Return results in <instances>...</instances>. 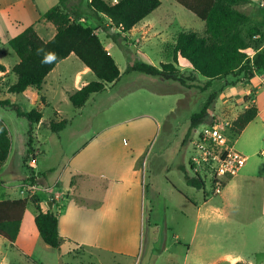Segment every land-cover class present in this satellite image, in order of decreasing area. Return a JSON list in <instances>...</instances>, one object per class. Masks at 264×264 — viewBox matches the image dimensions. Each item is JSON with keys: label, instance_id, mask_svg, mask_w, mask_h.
<instances>
[{"label": "rangeland", "instance_id": "374dc122", "mask_svg": "<svg viewBox=\"0 0 264 264\" xmlns=\"http://www.w3.org/2000/svg\"><path fill=\"white\" fill-rule=\"evenodd\" d=\"M106 1L117 3L120 0ZM3 2L0 1L1 4ZM34 2L39 4L40 9H44L50 6L53 1L34 0ZM161 2L162 5L149 18V21L155 26V30L147 34L141 43L131 45L132 40L130 38L119 39L117 37L114 39L115 28L100 25L92 17V11L89 9L90 0H67L69 9L75 11L80 17L77 22L89 26L90 24L94 25V22L98 24L99 28L96 30L100 32L102 42L123 72V78L120 84L114 85L108 91L93 95L82 110L76 111L70 101V90L77 88L79 84L95 81L96 77L92 72L82 74L83 64L81 60L75 55H71L60 62L55 72L46 80L48 83L45 84L42 91V97L45 100L40 101L37 107L30 105L23 96H17L15 100L11 99L23 110L30 111L37 108L42 112V123L34 126L32 131H30L28 120L18 117L13 108L6 106L0 108V117L10 126L14 142L9 168L5 174L0 176L2 179L0 183L5 184L8 178L18 180L11 181L9 184L11 187L7 188L8 190L16 195H21L20 191H25V197L31 198L32 202L40 205L39 196L43 201L45 200L43 187L46 188L47 182L41 176H35L39 182L32 183L33 173L44 174L48 177L53 170L56 175L61 174L65 159L81 154L85 150V146L94 140L110 141L118 147V151L122 149L123 152L124 145L127 143L135 144L139 138L142 139L141 143L145 148V153L142 155V160L145 159L142 182L147 189L145 208L148 222L151 220L148 211L150 206L147 201L149 198L148 187H157L159 178L166 182L164 185L166 189L171 184L166 181L169 179L179 189L185 190L195 202L202 200L201 191L190 188L187 190L182 170L186 168L190 175H194L191 170L192 145L199 128L217 122L226 136H232L231 129L234 121L230 117L232 114V117H235L243 111L244 105L233 106L232 112H230L231 106L222 105L223 103L217 110L215 108L216 103L225 93L223 89L226 82L237 86L241 84V78L229 77L228 80L214 81L208 86V81L205 78L186 70L185 76L180 74L181 78L185 77L183 83L171 80V85H159L155 83L156 81L151 83L150 80L141 78L145 77L141 74L137 73L140 75L137 77L132 72H128L129 63L132 60L151 62L157 67L170 62L173 46L181 32L202 33L205 30L204 21L176 1L161 0ZM23 6L25 4H20L17 9L23 13L24 18L20 20L26 24L27 21L25 20H31L30 17L29 19L26 18V12L33 11L36 15V11L31 5L26 4V8ZM7 19L6 14L1 15L0 63L11 68L18 61V57L8 44V38L14 30L7 25ZM105 23L108 24L109 21L106 20ZM252 25L259 27V34L261 35L260 38L255 37L253 39L252 45L254 47L264 45V22L258 21ZM136 37L141 38L139 35ZM247 52L252 55L255 54V50ZM78 74L81 75V81L76 82L75 76ZM11 81L12 79L8 74L0 79L1 101L9 100L6 85L10 84ZM155 89L159 91L153 93ZM167 89L180 91L169 94L162 92V90ZM213 93H217L218 98L210 106L209 113L202 121L193 122L192 116L202 111ZM221 110L223 112H220ZM213 114L215 116H212ZM136 116L140 117L134 121H128L129 123H124V121ZM62 119L69 121L68 126L59 134L53 133L48 128V122L51 120L59 122ZM143 128H146L144 135L140 131ZM137 131L141 133H137ZM141 134L143 136H140ZM31 138L32 142H30ZM233 140L236 150L243 154L247 160L242 168L241 176L225 192L231 198V206L228 210L231 224L212 227L215 235L209 237L205 244L214 256L230 257L218 260L213 264H236L237 262L264 264L263 122L257 118L241 135ZM109 150L113 152L116 149L110 147ZM168 166H170V170L163 172ZM38 186L42 187L36 191ZM206 188L210 191L211 185L206 183ZM119 196L113 194L110 197L108 194V201L113 205L114 202H119ZM46 198L49 202L54 203L52 207L54 209L55 204L60 201L62 196L56 197L55 194L49 193ZM215 200L219 201L220 198ZM32 202H29L27 206L25 227L32 215L35 216L37 213ZM47 203H44V206L49 208ZM161 204L162 202L159 205ZM185 213L191 218V213L186 211ZM158 230H160L159 235L153 238L151 229L147 225L144 227L139 238L138 255L131 259L132 264H209L214 261V259L207 258L203 253H195V249L188 257L184 246H174L175 244L172 243L166 245L165 236L168 230L163 224ZM198 238L196 239L198 240ZM9 251L8 242H2L0 264L8 263ZM5 252L7 254L6 259H3ZM75 252L81 253L82 250L76 248ZM63 262L65 264H90V259L85 253L74 258L66 256Z\"/></svg>", "mask_w": 264, "mask_h": 264}, {"label": "crops", "instance_id": "0c3cea01", "mask_svg": "<svg viewBox=\"0 0 264 264\" xmlns=\"http://www.w3.org/2000/svg\"><path fill=\"white\" fill-rule=\"evenodd\" d=\"M0 1H4L2 4L0 3V18L2 14H6L8 17L7 25L14 30L13 34L8 38V42L30 25L34 26L35 30L44 41H50L56 35V27L51 22L42 18V16L50 8L58 5L60 0H51L53 1L52 4L44 9H40L39 4H36L34 0ZM44 2L46 3V1ZM20 4H25L23 8H26V4L31 5L36 11V15L33 11L26 12V18L29 19L30 17L31 19L25 20L27 21L26 24L20 20L24 18L23 13L17 9V6ZM244 10L251 17L253 24L258 21L264 22V0H249L244 6ZM9 14H11V16H9ZM150 15L136 25L130 32L122 34V36L118 38H130L132 40L131 45L138 44V42L141 43L147 34L155 30V26L149 21ZM106 25L109 26V23ZM90 26L95 29L99 28L96 22H94V25L90 24ZM115 32L118 33L119 30L115 28ZM98 35L100 37V32H98ZM137 35L141 38L139 39L136 37ZM256 37L258 38L259 35ZM107 38H109V35H107ZM105 48L108 50L106 46ZM260 50L261 49H258L257 51ZM173 51L170 62H173ZM249 51H253V49ZM108 52L111 54L109 50ZM17 62L18 61H16V63ZM137 62L138 61L132 60L130 63ZM177 63V68L180 70L181 74L184 75L187 70V72H193L198 76V74L193 71L191 65L182 58H178ZM0 64L4 65L3 63ZM150 64L153 63L150 62ZM59 65L60 63L46 77V80L55 72ZM4 66L6 67V71H0V77L8 74L12 79L10 83H14L16 81V77L12 73V68L14 66L11 68L6 65ZM81 71L82 74L91 72L84 64L82 65ZM137 73L138 72H133L132 74L137 77H140L138 74H141L145 76L141 78L150 80L151 83L156 81L155 83L159 85L172 84L170 83L171 80ZM122 74L123 72L121 71L120 80L115 84L109 85L106 91L114 85L116 86L121 83L123 78ZM75 77L76 82L81 81L80 74ZM184 78L185 77L182 78L183 81ZM228 78L226 80H228ZM46 80L43 84V88L45 84L48 83V81L46 83ZM177 82L181 83V81ZM87 83L88 82L79 84L77 88L70 91L79 90L87 85ZM231 84L232 83L226 82V86L223 89L225 93L216 103L215 109L217 110V108L226 104V106H231L230 112H232L233 106L237 107L239 105H244V110L239 112L237 116L232 117L233 114L231 113L232 115L230 118L235 121L240 114L255 105L258 108L257 118L264 124V74H258L252 80L241 83L240 85L238 84L237 86ZM154 91L159 90L155 89L153 93ZM176 91L180 90H162L163 93L167 94ZM17 96L20 95L9 94V99L15 100ZM37 105L33 106L37 107ZM220 112L223 111L221 110ZM212 116H215V114ZM139 117L140 116L130 118L126 120L127 122L124 121V123H129ZM0 119L7 125L11 136L12 132L10 126L3 118L0 117ZM145 130L146 128L140 129L143 135ZM140 131H137V133ZM142 134L140 136H143ZM141 140L142 139L138 138L135 144L127 143L124 145L123 152L122 149L118 151V147L113 145L110 141L94 140L85 146L86 148L81 154L65 159V164L62 169L63 172L61 174L56 175V173L51 170V174L48 177H44L47 182L46 188L43 187L45 190V200L43 201L40 196H38L43 211L49 210V208L44 206V203L49 202L46 198L49 193L55 194L56 197L62 196L58 202L59 204H55L54 211L58 215L59 233L63 238V243L59 249L51 248L46 245L36 225H33L35 224L37 213H35V216L32 215L31 220L25 227V212L20 232L15 242L11 243L0 236V246L2 242H8L10 245V258L7 264H65L63 259L66 256L74 258L84 255L85 253L89 256L90 264H132L131 259L136 258L138 255L140 247L139 238L144 227L147 225L151 229L152 237L155 238L159 235L160 230L158 229L161 224L168 230L165 236V244L168 245L172 243L175 244L174 246H184L187 250L188 257L195 249V253L200 252L205 254L210 260L214 259V261L209 264H213L218 260L230 258L229 256H214L205 243L208 242L209 237L211 238L215 235L212 227L221 224H231L230 214H228V210L231 206V198L225 192H227L231 184L241 176L242 170L237 176L228 181L220 195H213L211 191L207 190L206 186L205 189L199 190L188 185L184 178V173H182L186 168H183L181 173L187 190L197 189L202 192V200L199 202L192 200L185 190L179 189L178 186L169 179H166V181L168 184H171H169L170 187L166 189L164 186L166 182L159 178L157 180V187H148L149 198L147 201L150 206L148 211L149 218L152 220L148 222L145 208L147 189L146 185L142 182L143 169L145 170V159L143 158L142 160V155L145 153V148ZM13 145L14 142L12 139L10 155L6 163L0 168V176L5 174L9 168L8 166L13 155ZM110 147L116 150L111 152L109 150ZM94 148L96 149L94 150ZM169 170L170 166L166 167L163 172H168ZM35 176L42 177L43 175H37L35 173ZM15 180L17 179L8 178L5 184H0V201L25 198V191H20L21 195H16L7 189L11 187L9 185L11 181ZM39 187L42 186L36 187V191H38ZM108 194L110 197H112L113 194L116 196L120 195L119 202H114L113 205H111L108 201ZM216 198H220V200L217 201L215 200ZM161 202L162 204L159 205ZM185 211L191 213V218L188 217ZM196 238H198V240ZM76 248L82 250V252H75ZM3 255V259H6V252Z\"/></svg>", "mask_w": 264, "mask_h": 264}, {"label": "trees", "instance_id": "16d2710c", "mask_svg": "<svg viewBox=\"0 0 264 264\" xmlns=\"http://www.w3.org/2000/svg\"><path fill=\"white\" fill-rule=\"evenodd\" d=\"M185 9L204 21L205 30L181 32L176 39L173 51V62L163 63L157 67L150 63H130L128 72H138L150 77L165 80L181 81V72L177 68L178 58L191 65L194 72L208 81L224 80L228 77L241 78L240 82H248L258 74H264V45H252L253 39L259 35V27L252 25V19L244 9L249 0H174ZM162 5L161 0H120L109 3L106 0H90L89 9L92 17L100 25L109 21L119 30L114 39L130 32L136 25L156 11ZM56 27V35L50 41H44L34 26L26 27L20 34L9 40L8 44L18 57L12 68L16 77L14 83L7 86L10 95L23 96L31 105H37L45 99L42 97L43 84L54 68L70 55L74 54L95 75L96 80L76 91H70L69 97L74 110H82L90 98L107 90L108 86L120 80L121 71L105 48L95 28L77 22L80 18L70 10L67 0L50 8L42 16ZM255 50L253 59L247 53ZM261 49L260 51H257ZM54 54L51 59H46ZM0 71L6 67L0 64ZM2 77H0L1 79ZM233 85V84H231ZM213 93L202 111L192 116L193 122H200L209 113V108L217 97ZM11 107L17 116L28 120L30 131L42 123V112L34 108L23 110L12 101L0 100V107ZM258 116V108L253 105L240 114L232 125V139L242 134L245 128ZM69 121L51 120L48 128L53 133H60L68 126ZM32 142V138L30 139ZM12 148V138L5 122L0 119V168L6 163ZM184 178L188 185L199 190L205 189V182L198 174L190 175L184 169ZM45 175L43 174L42 178ZM32 183H38L33 173ZM228 181L226 182V184ZM1 184V183H0ZM225 184V186H226ZM31 198L0 201V236L9 242H15L20 232L21 223ZM36 207L35 225L46 245L59 249L63 238L59 233V219L54 209L43 211ZM236 264H247L237 262Z\"/></svg>", "mask_w": 264, "mask_h": 264}, {"label": "built area", "instance_id": "2783aa9c", "mask_svg": "<svg viewBox=\"0 0 264 264\" xmlns=\"http://www.w3.org/2000/svg\"><path fill=\"white\" fill-rule=\"evenodd\" d=\"M247 53L253 59L254 55ZM221 128L217 122L199 128L192 145L191 170L201 177L205 186L211 185L213 195L222 193L226 182L239 174L247 160Z\"/></svg>", "mask_w": 264, "mask_h": 264}, {"label": "water", "instance_id": "95a60500", "mask_svg": "<svg viewBox=\"0 0 264 264\" xmlns=\"http://www.w3.org/2000/svg\"><path fill=\"white\" fill-rule=\"evenodd\" d=\"M47 204H48L49 209H52L54 203L53 202H48Z\"/></svg>", "mask_w": 264, "mask_h": 264}, {"label": "clouds", "instance_id": "9594fccd", "mask_svg": "<svg viewBox=\"0 0 264 264\" xmlns=\"http://www.w3.org/2000/svg\"><path fill=\"white\" fill-rule=\"evenodd\" d=\"M54 54H49L48 57H46V59H51L53 57Z\"/></svg>", "mask_w": 264, "mask_h": 264}]
</instances>
